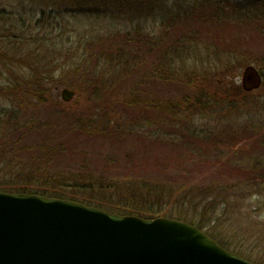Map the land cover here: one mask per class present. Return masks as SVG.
I'll return each instance as SVG.
<instances>
[{"label": "rangeland", "instance_id": "374dc122", "mask_svg": "<svg viewBox=\"0 0 264 264\" xmlns=\"http://www.w3.org/2000/svg\"><path fill=\"white\" fill-rule=\"evenodd\" d=\"M232 1L132 0L144 9L151 7L147 27L163 48L143 60L139 69L135 63L106 62L112 50L132 42L120 35L135 26L139 13L119 11L105 19L64 12L38 29L19 31L16 19L38 16L41 4L0 0V105L19 107L17 117L34 127L13 137L0 136V143L9 142L24 159L53 152L51 170L56 174L110 183L96 196L112 207L120 205L113 197L117 190H134L144 197L145 188L164 185L174 199L181 197L177 189L184 185L244 183L245 188H234L250 195L235 209L250 210L242 223L250 225L251 240L242 250L264 264V183L253 180L264 178V170L253 169L257 164L264 167V81L246 95L238 91L247 65H256L264 74V37L253 29L260 20H239L244 10L241 3L235 10ZM153 63L161 67L156 76L161 80L147 84L143 74L151 72ZM169 66L176 72L171 83L165 79ZM185 67L193 82L183 74ZM36 78L42 83L28 88L26 80ZM13 80L16 88H10ZM39 86L44 91L37 99ZM65 87L75 91L69 102L61 96ZM197 88L209 97L210 108L198 104V109L186 110L187 102L181 110L167 103H179ZM143 93L150 94L157 109L149 113L133 107L145 104ZM40 145L43 150L28 151ZM162 209L198 220V210L181 203L170 202Z\"/></svg>", "mask_w": 264, "mask_h": 264}, {"label": "trees", "instance_id": "16d2710c", "mask_svg": "<svg viewBox=\"0 0 264 264\" xmlns=\"http://www.w3.org/2000/svg\"><path fill=\"white\" fill-rule=\"evenodd\" d=\"M36 4H41V10H39L38 16L33 15L32 17H27L25 20L23 16H19L18 25H20L19 31H24L31 29L32 27H37V25L44 23L43 21L53 20L57 15L62 16L64 12L75 11L78 14L86 15L87 17H103L109 18L113 14L121 11L122 13H139L135 20L137 23L131 29H125L120 35V39L124 40V36L128 37L129 40L132 39L131 43L125 41V45L112 50V54H109V59L107 63H135L134 67L142 69L143 60L148 58L151 54L155 52L161 53L162 47L156 42L158 38L153 32L154 30L148 28L147 25L150 23L149 17L152 12L151 7L137 6V3L131 2L130 0H42L39 2L34 0ZM150 5V4H149ZM146 6V5H144ZM142 8V9H141ZM143 10V11H142ZM147 10V11H146ZM190 10V9H188ZM4 13V12H3ZM6 14V13H5ZM13 14V13H12ZM2 16V13L0 14ZM178 15V13L176 14ZM131 18V17H130ZM178 18V17H177ZM28 19V21H26ZM43 19V20H42ZM131 21V20H130ZM133 21V20H132ZM149 21V22H148ZM29 22V23H28ZM34 24V25H33ZM149 27H151L149 25ZM148 28V29H147ZM147 29V30H146ZM16 30V29H15ZM118 36H114L110 39L116 40ZM20 38V37H18ZM196 39V38H195ZM134 40V41H133ZM153 45L151 47V44ZM116 43V42H114ZM127 45L130 47L128 48ZM155 46H160L155 47ZM178 53L183 54V50L177 47ZM150 56V57H151ZM153 68L151 72H145L143 74V80L147 82H153L154 84L159 82L157 78V72L161 68L157 63L151 65ZM166 69V68H165ZM171 70V66L167 68V73L165 74L166 81H174L176 77V72ZM118 73V72H117ZM183 74L185 77L191 78L192 74L190 69L185 67L183 69ZM48 78V77H47ZM186 79V78H185ZM43 81V80H41ZM28 88H32L33 84H41L40 79L26 80ZM178 82H181L180 80ZM196 83V82H195ZM11 87H17V81L10 82ZM20 84V83H19ZM18 84V86H19ZM146 85V83H144ZM38 92L36 95L37 99L43 97L44 88L38 87ZM145 89V88H144ZM140 91V90H139ZM238 91L244 95L248 94L242 88L238 87ZM145 96V93H143ZM142 94H139L141 97ZM146 97L148 99H146ZM209 98V97H208ZM206 94L199 93L198 88L195 94H186L181 102L170 100L167 101L168 104H172L177 109L184 110L182 108L187 102L189 106L186 110L191 108H197L198 104L204 108H210V99H208ZM229 98L231 104L233 100L229 92L227 91V97ZM142 100V98H140ZM144 100V99H143ZM150 94L147 93L145 96V104L143 102L133 103L134 108L150 113L151 110L157 109L156 102H152ZM154 100V99H153ZM228 100V99H227ZM194 103H191V102ZM230 104V105H231ZM141 106V108H140ZM179 110V112L181 111ZM20 112L19 107H15L12 103L8 102L5 105H0V136L6 137L7 135L15 136L19 133H23L27 127L34 128L28 121H24L17 117ZM22 138V137H21ZM9 142L0 143V191L6 192H17V193H35L50 197H59L63 199H72L76 201H81L87 205L96 206L102 209L109 210L114 213L122 215H135L144 218H155V217H172L185 221H190L191 223L197 225L199 228L205 230L209 235L216 239L223 247L239 253L251 261L261 264L255 261L250 254H246L242 250L243 244L250 243V225L243 224V218L247 220L250 214V210L247 209L246 212L240 211L235 212L240 202H243L250 195L246 193L247 191L242 190L238 193L234 190L245 188V184L239 182L238 184H207L203 187H196V185H184L179 187L177 190H181V197H175L171 199L168 197L167 191L164 189V185H154L153 187H147V194L144 197L137 196L134 190H127L120 193L118 190L113 194V197L117 199L120 203L119 207H112L109 201L102 200L96 196L99 191L104 188V184L111 185L105 181H101L97 178H82L76 176H67L66 174L59 175L54 173L51 169L50 158L53 152L47 151L44 154H32L27 155V158H23L19 155V152L14 148L8 146ZM43 145H40L36 149L28 148V151L33 152L38 149L43 150ZM258 163V162H256ZM259 163H261L259 161ZM262 169L264 167L257 164L253 169ZM253 180L260 181L264 183V178L256 177ZM252 184V183H251ZM236 187V189H234ZM201 193L198 195L199 192ZM199 191V192H198ZM252 193V192H251ZM146 197H150L152 201H147ZM181 200V202L179 201ZM248 200V199H247ZM170 202L178 205L181 203V207H191L194 210H198V220L193 221L189 218L183 217L179 214H172L162 209L166 205H170ZM180 202V203H179ZM179 203V204H177ZM123 204V205H122ZM244 205V203H242ZM122 205V206H121ZM161 208H156L157 206ZM252 211V210H251ZM171 212V211H169ZM194 213V215H196ZM234 214H240L242 217H234ZM188 219V220H187ZM240 224H243L241 229ZM242 233V235H240ZM252 234V232H251ZM246 238H245V236ZM255 244V242H254Z\"/></svg>", "mask_w": 264, "mask_h": 264}, {"label": "water", "instance_id": "95a60500", "mask_svg": "<svg viewBox=\"0 0 264 264\" xmlns=\"http://www.w3.org/2000/svg\"><path fill=\"white\" fill-rule=\"evenodd\" d=\"M262 84L249 64L242 87ZM69 102L75 91L65 87ZM0 264H257L198 226L122 215L81 201L0 191Z\"/></svg>", "mask_w": 264, "mask_h": 264}, {"label": "flooded vegetation", "instance_id": "af4514ba", "mask_svg": "<svg viewBox=\"0 0 264 264\" xmlns=\"http://www.w3.org/2000/svg\"><path fill=\"white\" fill-rule=\"evenodd\" d=\"M239 3H241L240 7H242V9L244 10V12H242L243 14L242 17L239 18V20H245V19L247 21H249L250 19L260 20V22H257L258 26L253 27V29L256 30L258 33H260L262 35L261 37H264V0H234L230 2L231 7H234L235 10L239 8L238 5ZM237 49L238 48H234L230 50H237ZM249 63H254V62H249ZM257 68L259 69L260 74L262 76V84H263L264 74L259 67Z\"/></svg>", "mask_w": 264, "mask_h": 264}]
</instances>
